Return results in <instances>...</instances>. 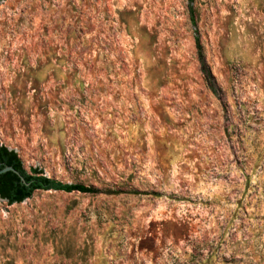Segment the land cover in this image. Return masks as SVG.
Instances as JSON below:
<instances>
[{
    "label": "rangeland",
    "instance_id": "374dc122",
    "mask_svg": "<svg viewBox=\"0 0 264 264\" xmlns=\"http://www.w3.org/2000/svg\"><path fill=\"white\" fill-rule=\"evenodd\" d=\"M0 146L97 191L0 198V264H264V0H0Z\"/></svg>",
    "mask_w": 264,
    "mask_h": 264
},
{
    "label": "trees",
    "instance_id": "16d2710c",
    "mask_svg": "<svg viewBox=\"0 0 264 264\" xmlns=\"http://www.w3.org/2000/svg\"><path fill=\"white\" fill-rule=\"evenodd\" d=\"M197 48L199 49L198 44ZM206 77L210 78V74L207 72ZM5 166L12 167L25 181L23 183L17 175L10 171L0 174V198L5 200L9 205L21 203L38 190L62 192L76 191L80 193L97 192L96 190L80 184H68L50 179L44 176L37 168H30L29 171H27L22 161L13 150H9L5 146H0V169Z\"/></svg>",
    "mask_w": 264,
    "mask_h": 264
},
{
    "label": "water",
    "instance_id": "95a60500",
    "mask_svg": "<svg viewBox=\"0 0 264 264\" xmlns=\"http://www.w3.org/2000/svg\"><path fill=\"white\" fill-rule=\"evenodd\" d=\"M9 171L14 173L15 175H17L19 177L20 181H22L23 183L25 182L23 177H21L19 175V173L16 170H14L12 167H10V166H5L2 169H0V174L1 173H5V172H9Z\"/></svg>",
    "mask_w": 264,
    "mask_h": 264
},
{
    "label": "bare ground",
    "instance_id": "6f19581e",
    "mask_svg": "<svg viewBox=\"0 0 264 264\" xmlns=\"http://www.w3.org/2000/svg\"><path fill=\"white\" fill-rule=\"evenodd\" d=\"M13 256V255H12Z\"/></svg>",
    "mask_w": 264,
    "mask_h": 264
}]
</instances>
